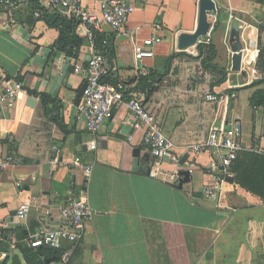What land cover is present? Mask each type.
Wrapping results in <instances>:
<instances>
[{
  "label": "crops",
  "instance_id": "0c3cea01",
  "mask_svg": "<svg viewBox=\"0 0 264 264\" xmlns=\"http://www.w3.org/2000/svg\"><path fill=\"white\" fill-rule=\"evenodd\" d=\"M125 1L132 7L125 30L118 33L105 24L100 32L113 43L109 66L115 68V77L131 82L138 74L132 35L139 40L162 36L155 56L141 61L140 73L163 74L156 90L144 96L165 134L182 146L203 138L213 123L237 124L243 149L264 153V108L255 111L250 102L264 88L252 85L264 77L257 67L259 40L264 47V19L257 11L262 3L215 0L218 11L209 16L211 44L217 50L215 63L226 68L228 77L212 87L221 75L209 71L211 77H203L197 72L199 45L178 47L179 35L197 27L199 0ZM82 3L100 11L101 0ZM48 13L35 19L30 10L20 11L18 22L12 24L0 11V88L20 76L28 89H20L0 111V163L8 154L22 159L0 168V240L5 229L19 227L30 233L42 226L56 228L67 198L86 195L94 215L76 247L82 264H264V200L235 180L225 183L220 204L207 199L205 191L216 176L208 152L188 155L184 167L192 165L194 173L182 189L172 183L175 166L169 160L160 165L163 173L150 176L155 161L144 144V130L133 126L127 104L116 107L113 119L97 136V149L87 147L91 136L77 119L75 102L86 82L91 40L78 21L74 33L84 38L80 48L70 54L55 46L60 23L48 19L54 11ZM234 20L240 23L245 44L241 70L235 69L236 55L229 43ZM157 23L160 29H155ZM209 89L222 97L235 96L229 103L208 102L204 94ZM56 108L61 109L63 125L51 112ZM77 158L93 166L89 176L73 165ZM25 203L31 209L21 220L17 211ZM63 244L67 247L69 242ZM13 247L12 254L18 253L26 263L25 238L16 239ZM51 258L59 264V257Z\"/></svg>",
  "mask_w": 264,
  "mask_h": 264
},
{
  "label": "built area",
  "instance_id": "2783aa9c",
  "mask_svg": "<svg viewBox=\"0 0 264 264\" xmlns=\"http://www.w3.org/2000/svg\"><path fill=\"white\" fill-rule=\"evenodd\" d=\"M30 10L35 19L44 17L49 11H54L67 18H75L84 23L87 35L91 40L93 52L88 59L86 66V88L80 105L78 106L77 119L84 122L90 139L86 142L90 150L97 149V136L103 128L113 119L114 111L120 104H127L135 129L144 130V144L154 158V163L149 169L152 177L159 176L162 161L169 160L175 167L172 173V183L179 185L181 171L189 170L193 176L192 165L184 167L181 160L185 155L196 156L209 153L214 164L212 169L216 172L214 183L209 186L205 195L206 198L218 202L222 199L227 176L231 175L230 169L233 162L239 157L243 150V142L239 125H225L223 122L213 123L207 134L195 143L177 146L171 138L163 131V124L156 113L149 109L145 102V93L136 89L138 81L126 82L114 76L115 68L109 66L106 46L108 38L103 40V45L97 47L94 43V32H103V26L109 25L115 32H123L127 26L132 7L125 0H101L100 11L94 12L84 7L82 0H0V11L8 15L10 23L18 22L16 13ZM155 29H160V24H155ZM135 69L138 74L141 70V61L155 56L156 46L162 42V36L154 34L143 40L132 35ZM212 40L211 30L206 36L199 40L200 43L209 44ZM197 72L203 77H211L212 73L205 69L202 61L197 62ZM137 74V76H139ZM136 76V79H137ZM22 85L18 81H8L0 88V111L20 91ZM22 90V89H21ZM235 95L224 97L212 90L204 94L208 102L229 103ZM56 112H53L55 115ZM2 121L0 115V123ZM56 148V147H55ZM180 149V150H179ZM179 150V151H177ZM22 159L14 154H8L0 163L1 169L10 165H17ZM73 165L82 168L89 176L93 166L85 165L80 159H75ZM31 204H22L17 216L19 219H26ZM94 210L89 204L87 196H69L61 207V222L56 228L40 227L30 232L25 238L28 248L38 250L46 247L61 251L59 264H70L77 244L84 236L86 221L92 218ZM15 229V228H12ZM14 236V235H13ZM68 241L69 245L64 246L63 242ZM12 252H1L0 262Z\"/></svg>",
  "mask_w": 264,
  "mask_h": 264
},
{
  "label": "trees",
  "instance_id": "16d2710c",
  "mask_svg": "<svg viewBox=\"0 0 264 264\" xmlns=\"http://www.w3.org/2000/svg\"><path fill=\"white\" fill-rule=\"evenodd\" d=\"M48 14L49 13L47 12L44 14V16L48 17ZM48 19L50 21H55V24L58 22L60 23L61 34L55 43V46L64 50H68L70 54H72L74 50H78L80 48L84 38L78 37V35L74 33L75 27L78 24V20L75 18L64 17L57 12L52 14ZM104 39L105 35L103 33L96 31L94 32L93 40L97 47H101L103 45ZM106 51L108 59L112 60V58H114V49L110 38H108ZM199 51L200 54L197 58L201 59L205 69L208 71H215L221 75V78L217 82L213 83L212 87L225 82L227 80L228 74L226 68L222 67L218 63H215V59L217 58V50L215 45L211 43H200ZM259 51L260 54L257 67L264 72V47L261 40H259ZM175 56L176 54H173L169 58V61H171ZM16 79L22 84V77L17 76ZM162 80V72L151 70L148 75L140 74L137 76V79L134 77L132 81L139 82L136 89L145 92L147 95H150L156 90V84ZM256 84H264V77L261 80L255 81L252 85ZM31 92L38 94L34 91ZM41 96L45 99H48L46 94H42ZM250 102L255 111L263 110L264 88L257 90L251 97ZM53 111L56 112L54 115L55 120L63 125V121L61 119V109L56 108L51 112ZM230 172L234 175L235 183L245 188L247 191L262 197L264 200V153H261L257 150L252 151L243 149L240 152L239 157L233 162ZM1 232L2 241L0 240V253H10L14 248V241L16 239L26 238L29 234L27 230L20 229L19 227L11 230L5 229ZM23 254L27 264H47V260L52 256L57 258L60 257L61 251L46 247L39 248L38 250L26 248L23 250ZM70 264H82V252L80 249H76Z\"/></svg>",
  "mask_w": 264,
  "mask_h": 264
},
{
  "label": "water",
  "instance_id": "95a60500",
  "mask_svg": "<svg viewBox=\"0 0 264 264\" xmlns=\"http://www.w3.org/2000/svg\"><path fill=\"white\" fill-rule=\"evenodd\" d=\"M217 11H218V7H217V3L215 0H199L197 27L195 31L193 32H183L179 35L178 37L179 49L185 50L191 46L199 45V40L203 38L204 36H206L211 28L212 23L209 19V16L212 15L213 13H217ZM229 43L231 46V50L236 55L237 64L235 66V69L241 70L242 69L241 60L243 59L245 44L241 38V27H240V23L238 20H234L232 23ZM86 85L87 83L85 82L77 91V97H76V102H75L76 106H79L82 101ZM21 89L28 91V89L23 86L21 87ZM29 95H31L32 97V94L29 93ZM34 102L35 101L33 99H30L29 101L31 105L34 104ZM239 130L241 132L240 127H239ZM66 131H69V130L66 129ZM187 157L188 155H185L182 158L181 160L182 164L185 162ZM181 176L182 177L178 185L180 189H182L185 184L190 183L192 180V175L189 170H182ZM227 180L229 182H234L235 179L233 176L228 175ZM2 264H23V263L20 258V255L18 253H13V254L8 255L4 259ZM47 264H56L55 258L48 259Z\"/></svg>",
  "mask_w": 264,
  "mask_h": 264
},
{
  "label": "rangeland",
  "instance_id": "374dc122",
  "mask_svg": "<svg viewBox=\"0 0 264 264\" xmlns=\"http://www.w3.org/2000/svg\"><path fill=\"white\" fill-rule=\"evenodd\" d=\"M253 1H259L262 3V6L260 7V9H257V11L259 10L258 16L262 17L264 19V0H253ZM24 264H26V263L24 262ZM230 264H233V263H230Z\"/></svg>",
  "mask_w": 264,
  "mask_h": 264
}]
</instances>
